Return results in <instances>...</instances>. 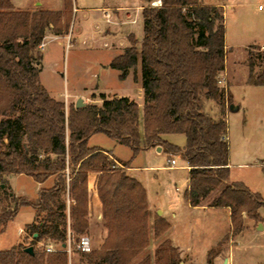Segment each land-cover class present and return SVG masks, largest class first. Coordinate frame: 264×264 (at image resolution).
<instances>
[{"label": "trees", "instance_id": "trees-1", "mask_svg": "<svg viewBox=\"0 0 264 264\" xmlns=\"http://www.w3.org/2000/svg\"><path fill=\"white\" fill-rule=\"evenodd\" d=\"M143 1L140 42L130 34L129 46L109 62V67L120 71L119 79L133 69L134 80L140 82L145 98L141 131L138 104L126 96L100 94L101 104L71 107L66 115L64 103L41 84L46 31L50 27L54 34L68 32L72 0H63V10L33 11L0 0V174H25L39 183L54 176L53 184L39 189L34 201L0 194V233L21 206H30L34 219L28 227L36 234L34 240L58 245L52 252L45 247L33 253L14 247L0 250V264H67L61 246L66 242L68 218L77 235L87 227L89 171L100 172L97 192L107 236L99 249L81 253L91 263L129 264L147 247L146 190L111 168L114 163L107 151L88 145L96 133L129 147L133 157L143 146H161L169 156L179 155L189 167L184 195L192 206L202 204L222 185L209 205L230 207L233 230L240 228L243 211L251 219H261L258 208L264 201L259 195L241 182L228 181L224 108L232 96L217 84L226 55L225 26L217 23L222 15L217 6L200 0H160L159 5ZM257 56L264 60V46ZM247 66L246 83L264 86V66L255 72L251 54ZM204 101H217L222 115L216 118L205 112ZM168 133L184 134L185 145L164 140ZM261 163L264 170V158ZM66 193L75 201L69 213ZM137 220L141 228L131 226ZM161 231L156 222L155 236ZM154 256L155 264H176L178 258L168 241L156 248ZM149 263L146 255L136 264Z\"/></svg>", "mask_w": 264, "mask_h": 264}, {"label": "rangeland", "instance_id": "rangeland-1", "mask_svg": "<svg viewBox=\"0 0 264 264\" xmlns=\"http://www.w3.org/2000/svg\"><path fill=\"white\" fill-rule=\"evenodd\" d=\"M40 1L43 3H37ZM75 1H77L76 5L82 9H73ZM124 1L131 6H136L138 3V0H72L68 32L54 34L50 27L47 29L41 47L40 82L51 97L64 103L66 115L71 107H75L78 98H82L84 105H99V92L120 95L127 93L138 98L141 91L140 82L132 79L125 82L119 80L118 72L105 65L120 53L124 46L129 45L130 34L141 39L143 34L141 14L137 17L138 10L133 7L128 10L129 16L117 12L115 20H107L101 8H96L101 7L104 2L114 5ZM200 1L217 6L218 13L222 15V19L217 23H223L226 30L225 66L217 77L224 82L222 84L217 82V84L229 94L231 90L230 104L237 106L235 111L230 110V104L224 108V115L229 111L226 117L231 163L228 181L243 183L264 201V170L261 163L264 158V86L246 83L248 55L254 56L255 72L264 66V60L257 56L264 46V0ZM12 2L21 7L20 10L28 7L26 10L29 11L63 10L64 8L63 0H12ZM259 5L262 9H258ZM139 45L138 43L137 46ZM203 110L216 118L222 115V108L217 101H204ZM139 111L141 117V109ZM140 130L142 131L141 121ZM169 139H172L173 144L179 147L185 144V137L180 133L171 134ZM89 145L110 148L117 157L106 150L107 156L114 163L111 168L115 167L120 172L140 181L147 191L150 204L158 203L164 206L170 203L175 192L174 187L181 189L187 177L185 163L179 155H171L176 160L175 166L172 167L167 166L168 157L165 152L142 150L133 157L129 147L115 143L103 133L93 135ZM122 163L126 164L122 165ZM99 174L100 172L95 178L88 175L87 181V227L81 235L90 237V251L99 249L107 236L105 219L96 217L97 213L103 212L102 204L100 209L97 199L95 198V204L92 200L93 189L96 190L99 199L97 192ZM53 179L54 176H51L43 183H39L25 174L3 173L0 174V194L10 193L34 201L39 189L48 188L47 186L53 184ZM221 188L222 185L212 191L203 203H211ZM68 199L70 198L66 193V203ZM99 202L101 203L100 199ZM74 204L75 201L70 199L67 205L68 213ZM177 211L180 222L190 229V233L183 237L182 241L187 244L188 250H191L194 256L187 253L182 258L179 257L178 249L166 237L169 222L164 218L159 221L158 214V216L156 214L149 216L147 205V221L143 229L147 234L148 245L129 264H136L146 255L150 256L149 264H155L150 243L157 248L164 241H168L176 250L178 255L176 264H228L222 259L230 257L229 246L234 247L233 264H264V205L258 208V214L261 217L259 220L249 218L243 211L238 230L232 229L231 220L229 221L222 212L203 209ZM33 219L34 210L30 206H21L0 233V250L28 246H32L36 251L43 250L48 240H34L36 234L32 235L28 227ZM156 222L162 229L158 236L154 234ZM70 223L68 218V224ZM151 223L153 236L150 235ZM130 224L137 228H141L142 225L138 220L137 223ZM19 228L22 229L21 233ZM241 229L243 232L237 235ZM71 235L72 250L70 254L66 252L67 264H97L91 263L84 254L75 249L73 241L81 235L75 234L72 230ZM55 246L58 247V245ZM181 260L183 263H180Z\"/></svg>", "mask_w": 264, "mask_h": 264}, {"label": "crops", "instance_id": "crops-1", "mask_svg": "<svg viewBox=\"0 0 264 264\" xmlns=\"http://www.w3.org/2000/svg\"><path fill=\"white\" fill-rule=\"evenodd\" d=\"M10 1H11L12 5L16 9L17 8L22 9L19 6H16L12 2V0H10ZM37 3H41L42 4L43 2L40 1V2H37ZM76 3H77V1H75V5H73L74 6L73 9H75V10L82 9V7L77 6ZM144 5H145V2L143 0H138V3L136 4V6H131L127 1H124L121 4H114V5L113 4L110 5L109 3H105L104 2V4H102L101 7H96V8H101V10L103 11V14L105 15V17H106L107 20L108 19L109 20H113V19L115 20L116 19V15L118 13H122L125 16H129V11L128 10L131 9V8H133V7H135L138 10L137 17H139V14H141V11H142V8H143ZM28 8H25V10L28 9ZM91 8H95V7H91ZM57 10H60V9H57ZM142 32H143V25H142ZM142 36H143V34H142ZM137 40L140 41L141 39L140 40L137 39ZM127 46H129V45H127ZM127 46H124L122 48V50H121L120 53H122L123 50H124V48L127 47ZM120 53L116 54L115 56L119 55ZM105 67H109V63L106 64ZM111 69H113V68H111ZM114 70H116V69H114ZM225 70H226V67H225ZM116 71L118 72L117 73L118 74L117 77L119 78L120 71L119 70H116ZM137 73H139V68L137 69ZM128 79L134 80V70L133 69H129L128 74L126 75V77L124 79H119V80H122V81L125 82ZM230 93L232 95L231 90H230ZM100 94H104V96L107 97V98L126 96L129 99L135 101L138 104L139 110L141 109V117H140V111H139V123L141 121V124H142V122H143V113L142 112H143V105H144V102H145L144 92H143L142 87H141L140 93L138 94V98L137 99L133 95H130V94H127V93H124V94H121L120 95V94H116V93L111 94V93L99 92V97H100ZM101 101L102 100L100 98V104H101ZM234 102H235V100H234ZM228 114H229V111L226 113V115H224L225 116V119H226V117H227ZM96 134H98V133H96ZM171 134H173V133L164 134L162 137L167 142H170V143L173 144L174 141L172 139H169V136ZM180 134H182V133H180ZM93 135H95V134H93ZM183 136H184V134H183ZM90 138H89V140H90ZM227 139H228V133H227ZM89 140H88V145H89ZM228 141H229V139H228ZM114 142L117 143L116 141H114ZM184 145H182L181 147H183ZM89 146H91V147H97L99 150L104 151V152H106V150L107 151H111L112 154H113V151L110 148H104V147L97 146V145H89ZM157 147L158 146H155V147H152V146H143V148L140 151H142V150H154L156 153H162L163 152L162 147L160 146V150H157ZM167 157H169L168 154H167ZM115 160L117 161V159H115ZM182 160L185 163L184 166H185V169L187 171V177H186V179H185V181L183 183V187L181 189L179 187H177V186L174 187L175 192L173 193V196L171 198L170 203H168V204H166L164 206L163 205H160L158 203L150 204V202L148 200V197H147V191H146V200H147V205H148V210H149V216H154L155 214L156 215L158 214L161 218H164V219H166L169 222V228L166 230V235H167L166 237L171 241V244L178 249V255L181 258L183 257L184 254H187V253H190V255H193V254L191 253V250H188L187 244L182 241V238L183 237H186L187 234L190 233L189 232L190 229L188 228L187 225L184 226L183 225L184 223L182 224V222H180L179 212L177 210H179V209L180 210H186V209H189V210L203 209V210H210V211H218V212L224 213L226 215V217L229 219V221H230V210H231L229 206H211L209 204H204L203 202H202V204L196 205V206L190 205L189 201L187 200V198L184 195L185 190L187 188L189 167H188L186 161L184 159H182ZM230 164L231 163H230V160H229V169H230ZM164 167H166V166H164ZM129 170H130V167H129ZM88 175H89V177L95 178L98 175V171H91V172L88 173ZM133 178L135 180H137L135 177H133ZM138 182L141 183L140 181H138ZM41 183H43V182H41ZM50 186H47V187H50ZM142 186H143V184H142ZM95 198L97 199V201H98V203L100 205L98 207H100V209H101V203L99 202V199L97 198L96 190L93 189V196H92L93 204H95V202H94L95 201ZM177 207H178V209H177ZM96 217L99 218V219H102V214L99 212V213L96 214ZM182 225H183V227H181ZM19 229H21V228H19ZM105 230H106V228H105ZM104 232L106 233V231H104ZM241 232H243L242 229L240 230V232H238L237 235H239ZM150 235L153 236V226H152V223L150 225ZM211 247H212V245H211ZM150 248L153 249V254H154V249L156 248V245L151 246V243H150ZM233 249H234V247L229 246L230 257L223 258L222 259L223 262H226L228 264L230 262L231 264H233ZM191 261H193V260H191ZM180 263H183V260H181Z\"/></svg>", "mask_w": 264, "mask_h": 264}, {"label": "built area", "instance_id": "built-area-1", "mask_svg": "<svg viewBox=\"0 0 264 264\" xmlns=\"http://www.w3.org/2000/svg\"><path fill=\"white\" fill-rule=\"evenodd\" d=\"M152 5H159L160 4V0H154L151 2ZM259 9H262V6L259 5L258 6ZM43 45V44H42ZM218 83H223V79H218L217 80ZM187 163V162H186ZM176 164V160L175 158H173L171 155L168 157L167 159V166L172 167L175 166ZM70 199L67 200V205L69 203ZM19 232H22V229H19ZM74 245H75V249L79 252H89L91 250V241H90V237L88 235H81L80 237H78V239L74 240ZM45 251L46 252H52L56 250V246L55 244L49 242L47 244H45L44 246ZM61 248L63 250H65V252H67L68 254L71 253L72 250V235H71V230L69 228V224H68V230H67V237H66V242L62 244Z\"/></svg>", "mask_w": 264, "mask_h": 264}, {"label": "water", "instance_id": "water-1", "mask_svg": "<svg viewBox=\"0 0 264 264\" xmlns=\"http://www.w3.org/2000/svg\"><path fill=\"white\" fill-rule=\"evenodd\" d=\"M83 105H84V102L82 101V98H78L75 102V107H81ZM229 108L232 111L237 110V106H233V104H230ZM157 150H160V146L157 147ZM24 251L28 252V253H33V248H32V246H28V247L24 248Z\"/></svg>", "mask_w": 264, "mask_h": 264}]
</instances>
